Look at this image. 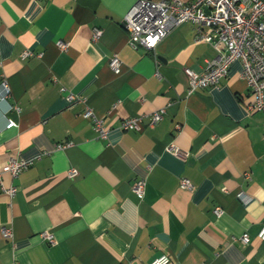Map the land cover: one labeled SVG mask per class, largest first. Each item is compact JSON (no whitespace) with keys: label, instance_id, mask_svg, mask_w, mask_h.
<instances>
[{"label":"crops","instance_id":"1","mask_svg":"<svg viewBox=\"0 0 264 264\" xmlns=\"http://www.w3.org/2000/svg\"><path fill=\"white\" fill-rule=\"evenodd\" d=\"M134 1L0 0V167L32 159L15 177L2 173L16 192L0 188V264H148L161 254L168 264H264V111L246 108L240 62L188 92L184 68L202 71L216 50L194 41L190 22L133 47L122 21ZM135 115L141 128H121Z\"/></svg>","mask_w":264,"mask_h":264},{"label":"built area","instance_id":"2","mask_svg":"<svg viewBox=\"0 0 264 264\" xmlns=\"http://www.w3.org/2000/svg\"><path fill=\"white\" fill-rule=\"evenodd\" d=\"M184 22L194 25V41H206L216 50V55L206 61L205 67L198 72L189 67L184 68L189 82V91L216 85L220 79L228 74L230 65L234 61L240 62L239 75L246 83L251 99L247 101L248 111H264V0H135L123 17L122 25L128 35V42L133 47L143 46L153 48L158 41L169 32ZM100 28H95L93 39L101 34ZM61 48H66L67 43L59 42ZM111 69L118 73L121 61L117 55L109 58ZM5 96L9 93V85L5 79L1 81ZM4 96V97H5ZM3 97V98H4ZM72 99L70 95L68 100ZM163 109H156L150 113L149 125H154L161 120ZM84 116H92L94 128L100 135H105L106 129L100 118L96 117L90 107H86ZM140 115L128 116L122 119L121 128H141ZM16 125L14 120H9L6 127ZM65 144H57L56 148ZM168 150L179 153L180 149L175 143L168 145ZM32 163V159L24 157H10L0 167V188L10 196L16 192V186L11 184L4 187L2 173L9 172L11 176H17L22 170ZM78 174V169L71 166L66 175L73 178ZM146 180L144 177L136 179L132 185L133 191L142 194ZM180 186L190 189L192 183L183 177ZM244 198L242 191L237 193ZM214 213L219 216L222 209L217 206ZM3 235L12 236L11 229L4 228ZM258 237L264 239V224H262ZM43 236L53 241L50 233ZM237 238V237H233ZM238 239L246 244L250 241L247 233L241 234ZM170 257L161 254L152 259L148 264H168Z\"/></svg>","mask_w":264,"mask_h":264}]
</instances>
